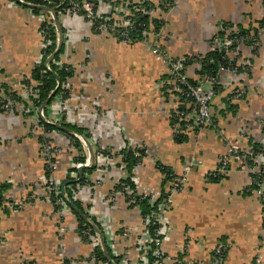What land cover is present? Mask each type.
I'll use <instances>...</instances> for the list:
<instances>
[{
	"label": "crops",
	"instance_id": "obj_1",
	"mask_svg": "<svg viewBox=\"0 0 264 264\" xmlns=\"http://www.w3.org/2000/svg\"><path fill=\"white\" fill-rule=\"evenodd\" d=\"M52 1L45 2L51 7H44L52 9ZM145 2L151 8L149 22L155 20L160 27L156 30L151 22L147 34L142 33L133 42L96 34L81 17L58 20L63 43L54 64L71 72L70 103L84 106V128L98 125L94 136L87 140L93 156L99 148H117L124 139L146 150L134 175H128L118 164L102 166L101 175L96 169L89 175L85 173L91 185L80 204L102 232L115 236L112 257L118 262L140 263L144 250L135 240L142 222L140 211L113 193L128 176L134 177L137 190L163 191L168 184L156 164L180 177L184 161L193 157L202 166L187 175L184 190L174 195L166 215L167 235L162 247L165 264H172L171 258L184 264H213L215 248L221 243L228 245L223 264H254L257 253L264 255V178L261 187L250 185L253 176L234 161L222 179L208 175L216 169L229 142L252 148L264 138V33L255 40L254 49L246 44L238 47L241 59L249 64L245 72L236 77L230 70H219V88L210 107L214 124L180 136L172 134L173 102L162 82L166 67L155 59L150 46L163 44L172 58L205 55L212 50L214 35L223 31L224 24L231 30L262 29L259 23L264 20V0ZM118 3L112 2L115 9ZM42 24L54 28L58 40L49 12L34 13L17 0H0V84L5 89L16 87L21 94L25 92L20 80L30 76L44 55ZM186 73L191 80H198L193 64L186 67ZM239 87L242 94L235 98L233 92ZM24 99L18 95L16 107L24 106ZM59 100L55 97L43 112H49ZM94 108L96 113L91 112ZM28 118L0 108V264L21 260L33 264H110L96 261L93 253L98 245L94 236L89 234L85 240L79 236L78 218L71 210L57 214L37 186L44 173L40 154L43 140L29 131ZM74 122L72 117L65 123L76 126ZM66 134L52 137L53 143L62 148L56 157L58 176L70 170V162L77 155ZM81 145L86 161L90 154L87 146ZM75 173L79 176L78 170ZM97 176L102 179L99 183L95 182ZM259 189L262 196L257 197ZM34 190L40 199L32 204ZM12 202L21 206L12 209ZM126 228L138 234L125 237L122 231ZM99 248L102 250L101 243Z\"/></svg>",
	"mask_w": 264,
	"mask_h": 264
},
{
	"label": "built area",
	"instance_id": "obj_2",
	"mask_svg": "<svg viewBox=\"0 0 264 264\" xmlns=\"http://www.w3.org/2000/svg\"><path fill=\"white\" fill-rule=\"evenodd\" d=\"M21 1V0H20ZM44 2L49 0H43ZM114 0H53L52 1V10L57 14L58 20L63 17L76 16L81 17L87 23L90 24L92 30L96 34L101 35H111L116 41L127 43L130 40V33L134 27V20L136 15L147 16L149 17L151 8L145 2V0H119L118 7L115 9L113 7ZM22 2V1H21ZM149 30V29H148ZM148 30L143 32L144 35L147 34ZM41 41H42V51L46 50L50 45V37L48 34V26L41 25ZM224 35L222 38L214 37L212 43V50L219 51L223 59L229 63H234V65L227 69L230 70L232 75L236 77L241 73L245 72L244 69L249 66L247 62H244L238 52V47L242 44H246V41L252 40L251 36H237L238 31L235 29L224 28ZM264 33V27L258 30V36ZM247 45V44H246ZM255 43L252 42L249 47L254 49ZM151 53L154 55L155 59L166 67V77L164 78L163 86L164 91L167 94V97L173 102V108L171 110V122H172V134L174 136L184 135L185 133L196 132L200 129H203L214 124V119L210 111L211 103L215 96L214 86L218 84V77L212 76H200L198 75V80L195 81V84L190 82V78L186 73V67L188 66L187 57H177L172 58L168 54L166 47L163 44L157 43L150 46ZM43 57V56H42ZM203 55L196 58H191V64L195 66L196 71L200 70V61L199 59ZM41 61V60H40ZM243 61V62H242ZM40 64V62H38ZM45 70L50 71V66L46 62ZM62 68V67H60ZM66 72L70 71L67 68H64ZM223 69H220V71ZM69 78L67 77L65 81L60 84L62 95H57L61 101H58L57 106L51 107L47 112H42L39 114V107H35L33 100L38 98L37 82L31 81L30 78L23 79L21 81V86L25 87V92L23 94L20 91H17L16 87L10 89H5L4 85L0 84V108L7 112L16 111L19 107H16L15 98L19 95L26 101H30L29 105L26 107L21 106L22 113L29 115L32 118H36L37 127L35 130L39 132V136L42 138V147H41V159L44 164V173L39 178L38 187L44 193V198H47L49 202L56 209L57 214H66L70 211V208L67 204L68 196L65 194L64 190L67 188L70 191V198L75 201L81 202V197H84V191L89 188V179L85 175L86 183L81 185L77 184L75 187L71 188L65 183L66 179L78 180V174L75 173L80 167L90 165L89 159H86L85 163H76L74 161L70 162V170L62 173L61 176H58L56 165V157L59 153H56L57 148L59 147L52 141L53 135L61 134L58 130H47L43 124H41L40 116L42 114L46 117L47 122L53 124L65 123L67 119L75 120V125L78 127L79 123L82 125L81 128H84V106L74 107L71 104H68L71 94H70V83ZM235 98H238L242 94L240 87L237 88L234 92ZM36 110L38 112H36ZM47 112V113H46ZM91 112L96 113L94 108ZM33 115V116H32ZM80 117L82 120H79ZM91 129L87 127L84 128L89 133L92 138V134L98 129V125L94 123L90 125ZM34 130V131H35ZM73 135V134H72ZM77 138L81 144L84 146L82 140L83 137L79 135H73ZM69 138V137H68ZM70 140V145H72V140ZM261 149L258 152H254L250 147H243L237 141L229 142L226 145L224 154L220 157L217 162L216 169L209 173V178H223L227 175V168L230 162L234 161L238 163L242 168H246L248 172L253 176L250 185L261 187L263 184L264 178V138L259 143ZM130 150L134 153L137 151H143L144 155L146 150L141 146H135L131 141L124 139V144L118 146L117 148H99L98 153L94 155L96 159L95 169L101 175L103 171L101 170L102 166H114L118 164L121 169L127 171V164L123 160L122 151ZM138 155V154H135ZM194 159V158H192ZM187 160L182 167V172L180 177H176L173 174H170L169 185L164 191H154L150 192L148 190H137L135 188L134 177L130 179L134 187H131L128 184H120V190L118 189L113 193V196H121L125 199L126 203L134 208L138 209L137 202L140 199H148L150 205H153L161 193H163V198L158 206L157 213L151 214L147 217L142 218L141 225L139 227V238L135 239L142 246L144 253L141 258V262L137 264H162L163 261V250L161 248L162 244L165 242L166 226L164 218L168 214V210L172 203V197L175 193L181 192L185 187V178L189 173H191L195 168H200L202 162L198 159ZM92 164V166L94 165ZM138 163L136 167H138ZM132 170V175L133 171ZM57 175V176H56ZM163 178L165 176L163 175ZM101 177L97 176L95 182H101ZM257 195L262 196V191L259 189L255 192ZM40 199V194L37 193V190L31 192L30 201L32 204L36 203ZM12 209H18L21 205L19 203L12 202L10 203ZM155 223L157 228L153 231L154 234H151L149 227ZM63 229H60L62 232ZM135 230L125 229L122 231L123 236H135L138 233L134 234ZM108 232V231H107ZM103 232L106 243L109 242V249L115 250V236ZM84 236L89 237V232L84 231ZM93 241L96 245L100 246V237L93 235ZM99 237V238H98ZM115 238V239H114ZM153 245V247H152ZM61 248V247H60ZM161 248V249H160ZM217 253L220 252L221 248L218 246ZM264 256V255H263ZM262 254L257 253L255 264H264V257ZM17 264H33L27 260H21ZM118 264H128L127 261H119Z\"/></svg>",
	"mask_w": 264,
	"mask_h": 264
},
{
	"label": "trees",
	"instance_id": "obj_3",
	"mask_svg": "<svg viewBox=\"0 0 264 264\" xmlns=\"http://www.w3.org/2000/svg\"><path fill=\"white\" fill-rule=\"evenodd\" d=\"M24 2L29 3L31 5L34 6H48L45 2H42L40 0H24ZM51 7V6H48ZM32 12L34 13H39L40 10L39 9H32ZM57 16V14H56ZM152 22V25H154V28L157 30L160 27V24L155 21L152 20L149 22V17L147 16H140L139 14L135 16V20H134V27L131 30L130 33V40L129 42H133L135 39H139L142 36V33L145 30H148L149 24ZM45 25V24H44ZM224 28H231L230 25L224 24ZM259 26L262 27L264 26V20H262L259 23ZM258 30H254V31H250V30H244V29H238V37L239 36H251L252 40L250 41H246L245 43L247 45H250L252 42H255V40H258ZM48 34L50 37V41H51V45L44 51V55L43 58L40 61V64L35 65V67L33 68V70L31 71V74L29 76L31 81L37 82V90H38V98L33 100V103L35 104V106L40 107V105L45 101V99L50 95V93L54 90V88L56 87V79L53 76V74H56L59 79L61 84L65 81V79L67 77H70L71 72L65 71V67H57L55 66L54 62L58 59V55L55 56V58L50 61L48 63V65L50 66V71H46L45 70V63L47 61V58L54 52L55 48H56V42H57V37L55 35V29L52 27L48 26ZM224 35V31H219L217 32L214 37H219L222 38ZM213 43V40H212ZM62 52V49H61ZM60 54V53H59ZM189 62L188 65L191 64V58L187 57ZM200 61V70L197 72L198 75L200 76H212V77H217V74L219 72L220 69H229L231 68L234 63H229L227 61H225L223 59L222 54L217 51V50H211L210 52H208L207 54L203 55V57H201L199 59ZM190 82L192 84H195V81L190 80ZM219 86H214V90H218ZM61 92V89L59 87L57 93L55 94V96L51 99V102L54 100V98L56 97V95H58ZM51 102L49 103V105L51 104ZM41 124H43V126L47 129V130H56L52 125L50 124H46L43 122V120H40ZM62 126H64L65 128L71 130L72 132L76 133L77 135L83 137L86 140H89L91 137L89 135V133L86 131V129L81 128V127H77V126H72L70 124L67 123H61ZM60 133H64L65 132H60ZM67 137H69L72 140V145L74 147V149L77 151V155L74 157V162L76 163H85V157L82 155V145L80 143V141L75 138L72 134H66ZM261 145L259 144H253L252 145V149L254 152H258L261 149ZM121 154L123 155V160L126 162L127 164V173L128 175L131 176V172L134 169V167L138 164L141 163L142 158L145 156L143 151H137V153H134L130 150H126V151H122ZM138 154V155H135ZM156 168L158 169V171L165 176L164 180H169L171 177H169L170 174H172V172L170 171V169L166 166L160 165L159 163L156 164ZM95 170L94 165L93 166H89L88 168H85L84 171L82 172L83 174L81 175V177L78 176V180L74 181V180H70V179H66L65 183H67V186H70L71 188L75 187L77 184L81 185L83 183H86V179H85V173L86 174H90L92 171ZM216 180V179H215ZM128 184L131 187H134L133 183L130 181V177L128 176L123 182L122 184ZM120 190V185L116 188V190ZM1 192L2 189L0 190V204L2 201L1 198ZM65 194H67L68 196V200L69 202L73 203L74 206L78 209V211L84 215L87 216V213L84 212V209L82 208L81 204L79 201H75L72 200L70 198V191L66 188L64 190ZM163 198V193H161V197H159L157 199V201L153 204L150 205L148 202V199H140L136 204L138 207V210L140 211L141 214V218L147 217L151 214H156L157 210H158V206L160 205L161 201ZM130 207L132 208L133 206L130 205ZM71 212L78 218V227H77V232L79 234V236L85 240L86 236H84V231H88L90 233V235H95V232L93 231V229L87 224L85 223L79 216L78 213L74 212L71 210ZM88 218V216H87ZM89 219V218H88ZM92 223H94L98 229L102 232V229L100 227V225L93 219H89ZM157 228V225L153 222H151V225L149 227V231L151 234H154V230ZM102 238L105 240V237L103 235L102 232ZM105 245H106V249L108 252V257H105L101 248H96L94 250L93 256L96 259V261H102L107 263L108 259H111L114 264H118V259L115 257H112L110 249L105 241ZM153 247V245H152Z\"/></svg>",
	"mask_w": 264,
	"mask_h": 264
},
{
	"label": "water",
	"instance_id": "obj_4",
	"mask_svg": "<svg viewBox=\"0 0 264 264\" xmlns=\"http://www.w3.org/2000/svg\"><path fill=\"white\" fill-rule=\"evenodd\" d=\"M18 2H20L21 4L25 5L26 7L30 8V9H39L41 11H47L49 12L51 15H52V18L54 20V23H55V26H56V29H57V32H58V40H57V45H56V48L54 50V52L47 58V63H49L50 61H52L56 55H58L61 51V48H62V43H63V33H62V28L60 26V23L58 21V18L55 14V12L50 9V8H47V7H44V6H34V5H31V4H26V3H23L21 2L20 0H17ZM53 76L55 77L56 79V87L54 88V90L50 93V95L45 99V101L40 105L39 107V114L42 113L45 108H47V106L49 105V103L51 102V99L55 96V94L57 93L59 87H60V79L59 77L56 75V74H53ZM41 115V114H40ZM44 123L46 124H50L52 125L56 130L60 131V132H65V133H68V134H73V135H76V133L72 132L71 130L65 128L64 126H62L61 124H53V123H49L45 120H43ZM84 144L87 146L88 148V151H89V154H90V157H89V164L92 165L93 162H94V156H93V152H92V148L89 144V142L82 138ZM90 165H87V166H83V167H80L78 169V172H79V177H81L82 175V170L85 169V168H88ZM70 210L76 212L79 214L80 218L85 222L87 223L92 229L93 231L100 237V241H101V246H102V252L104 254L105 257H108V252H107V249H106V245H105V240L102 238V232L98 229V227L92 223L86 215L80 213L78 211V209L74 206L73 203L71 202H67ZM109 263L110 264H114L111 262V260H109Z\"/></svg>",
	"mask_w": 264,
	"mask_h": 264
},
{
	"label": "rangeland",
	"instance_id": "obj_5",
	"mask_svg": "<svg viewBox=\"0 0 264 264\" xmlns=\"http://www.w3.org/2000/svg\"><path fill=\"white\" fill-rule=\"evenodd\" d=\"M20 81H22V80H20ZM26 89H28L27 87H25ZM70 99H71V97H70ZM23 101V103H24V107H26L27 106V104L29 105V103L30 102H26V100L24 99V100H22ZM68 104H71L70 103V100H69V102H68ZM48 107V106H47ZM19 114L21 113V114H23L21 111H22V109H21V107H19L18 108V110H16ZM97 111V110H96ZM7 112H9V111H7ZM12 112V111H11ZM36 112H38L37 110H36ZM10 113V112H9ZM45 115V114H44ZM43 114H42V117L40 116V118L42 119V120H45V121H47L46 120V117L44 116ZM28 120H29V123H28V129H29V131H32V134L33 135H35V134H39V132L37 131L36 132V128L37 127H35V125H38L37 124V121L38 120H36V118L34 117V118H32V117H30V118H28ZM79 126H82L80 123L78 124ZM35 130V131H34ZM85 145V144H84ZM86 148V147H85ZM62 151V148L59 146L58 148H57V151H56V153H60ZM193 157H191V158H189V159H186L185 161H184V163H186V161L187 160H190V159H192ZM192 160H195V158L194 159H192ZM184 165V164H183ZM183 165H182V167H183ZM172 177V176H171ZM165 179V178H164ZM167 181V184L169 185L170 183H169V181H170V179L169 180H166ZM168 185L166 186V188L168 187ZM165 188V189H166ZM164 189V190H165ZM163 190V191H164ZM183 191V190H182ZM181 191V192H182ZM181 192H178V193H181ZM178 193H175L174 195H176V194H178ZM174 195H173V197H174ZM173 197H172V201H173ZM257 197H260V195H257ZM172 204V203H171ZM171 209V206H170V208H169V210ZM169 210H168V212H169ZM165 219L166 218H164V222H165ZM165 226H166V224H165ZM93 238V237H92ZM136 240V239H135ZM264 239H263V237H262V241H263ZM221 247V250H220V252L219 253H217L216 251H217V249L215 248V253L213 254V257H214V260H213V264H223V261H224V256H225V252L228 250V245L226 244V243H221V245H220ZM163 247V244H162V246H161V248ZM160 248V249H161ZM163 250V249H162ZM262 256H263V254H262ZM264 257V256H263ZM162 258H163V261L161 262L162 264H165V260H166V256H165V253H163V256H162ZM255 259V258H254ZM169 261L172 263V264H184L183 262H181L179 259H177V258H171V259H169ZM189 264H202V263H198V262H191V263H189ZM255 264V263H254Z\"/></svg>",
	"mask_w": 264,
	"mask_h": 264
}]
</instances>
